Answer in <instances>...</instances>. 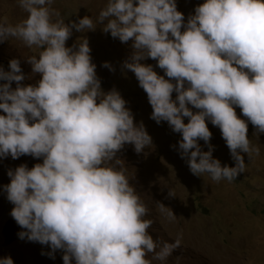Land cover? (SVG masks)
I'll return each instance as SVG.
<instances>
[{
	"label": "clouds",
	"instance_id": "clouds-1",
	"mask_svg": "<svg viewBox=\"0 0 264 264\" xmlns=\"http://www.w3.org/2000/svg\"><path fill=\"white\" fill-rule=\"evenodd\" d=\"M53 2L17 0L26 18L0 22V42L15 38L39 49L27 59L42 77L35 86H21L19 60L9 62L10 71L0 68V81H7L0 84V110L6 113L0 115V158H43L31 169L21 165L7 173L10 214L26 230L18 236L49 245L52 258L63 250V264L164 262L180 248L182 233L173 242L153 239L148 231L153 220L145 218L149 209L117 158L125 144L139 154L152 139L142 122L134 124L117 90H101L88 40L78 49L66 47V41L73 28L84 32L98 24L121 42L132 40L133 53L123 67L146 92L151 118L167 121L182 135L180 155L194 175L231 182L246 170L241 153L250 161L260 154L235 107L264 133V0H205L187 23L176 0H107L95 20L85 16L71 24ZM147 58L157 60L175 83L140 63ZM103 67L113 70L107 62ZM206 120L221 130L234 167L213 158ZM198 140L209 150L202 151ZM156 204L170 222L177 219L170 208ZM0 264L14 262L5 257Z\"/></svg>",
	"mask_w": 264,
	"mask_h": 264
},
{
	"label": "rangeland",
	"instance_id": "rangeland-1",
	"mask_svg": "<svg viewBox=\"0 0 264 264\" xmlns=\"http://www.w3.org/2000/svg\"><path fill=\"white\" fill-rule=\"evenodd\" d=\"M107 0H54L52 7L60 12L65 24L78 23L88 16L93 18L99 14ZM205 0H176L177 10L188 17L195 14V8ZM26 13L19 7L17 0H0V22L15 24L26 18ZM106 23V22H105ZM184 31V28H181ZM86 38L91 49L92 63L96 65V75L101 82L104 93L117 90L131 110L134 124L143 123L152 139V145L137 154L134 145L125 144L117 153V158L127 168L129 183L136 189L149 212L146 219L153 220L148 229L153 239L161 238L173 242L182 233L180 248L176 249L166 261L153 260L152 264H264V133H258L255 126L247 121L241 109L235 107L237 116L248 123L247 136L260 148V154L252 161L246 153L244 156L246 170L236 179L229 182L213 181L207 174L194 175L181 158L179 142L180 133L174 132L167 121L157 123L151 118L152 107L146 92L139 86L135 74L123 67L133 53L132 40L121 42L113 38L110 32L103 31V24L94 30L78 32L72 29V35L66 41V47L76 45ZM27 48L21 41L12 38L0 42V68L10 71L12 59L20 61L21 72L25 79L21 86L37 85L42 79L39 73L32 71L28 56L37 54ZM38 58V56H37ZM107 62L113 70L103 67ZM152 65L160 76L164 70L157 66V60L147 58L140 61ZM165 79L175 80L165 76ZM7 81H0V84ZM13 81L11 87L16 88ZM177 93H172L175 100ZM194 113L198 112L188 105ZM0 115H6L0 110ZM188 123L189 118L185 117ZM212 133L210 144L213 158L219 159L221 165L235 166L229 148L222 137L219 127L206 120ZM202 151L209 147L203 140H198ZM194 150V149H193ZM43 158L22 155L13 159L11 156L0 158V258L11 257L14 264H63V250L55 251L54 258L47 255L52 249L49 245L21 239L11 246L4 247L3 228L5 223L14 219L11 211L14 205L8 201L4 186L11 182L9 170L21 165L31 169L35 164L42 163ZM174 195H170V190ZM162 203L170 208L177 219L170 222L157 208ZM44 253V254H42ZM152 254H148L151 258ZM75 264V260L72 261Z\"/></svg>",
	"mask_w": 264,
	"mask_h": 264
},
{
	"label": "water",
	"instance_id": "water-1",
	"mask_svg": "<svg viewBox=\"0 0 264 264\" xmlns=\"http://www.w3.org/2000/svg\"><path fill=\"white\" fill-rule=\"evenodd\" d=\"M21 231H26L21 228L14 219H10L5 223L3 228V238H4V247L11 246L15 242L21 240L18 236V233Z\"/></svg>",
	"mask_w": 264,
	"mask_h": 264
}]
</instances>
